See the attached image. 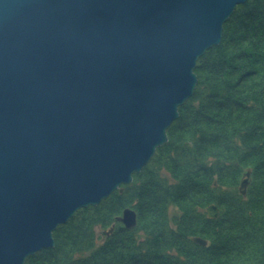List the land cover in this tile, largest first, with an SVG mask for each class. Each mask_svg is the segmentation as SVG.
<instances>
[{
    "label": "water",
    "instance_id": "95a60500",
    "mask_svg": "<svg viewBox=\"0 0 264 264\" xmlns=\"http://www.w3.org/2000/svg\"><path fill=\"white\" fill-rule=\"evenodd\" d=\"M244 1L0 0V264L51 247L77 209L132 180ZM116 220L133 227L136 212Z\"/></svg>",
    "mask_w": 264,
    "mask_h": 264
},
{
    "label": "trees",
    "instance_id": "16d2710c",
    "mask_svg": "<svg viewBox=\"0 0 264 264\" xmlns=\"http://www.w3.org/2000/svg\"><path fill=\"white\" fill-rule=\"evenodd\" d=\"M193 71L196 85L167 127V141L121 191L76 210L53 230L54 245L24 264H233L245 241L262 246L264 0L237 4L220 42L197 58ZM242 165L251 169L245 196L235 187ZM208 203L219 206L216 218L199 211ZM170 206L179 210L168 217ZM124 207L135 210L134 227L115 220ZM112 222L113 232L97 241L95 228ZM192 234L212 246L194 243Z\"/></svg>",
    "mask_w": 264,
    "mask_h": 264
},
{
    "label": "rangeland",
    "instance_id": "374dc122",
    "mask_svg": "<svg viewBox=\"0 0 264 264\" xmlns=\"http://www.w3.org/2000/svg\"><path fill=\"white\" fill-rule=\"evenodd\" d=\"M145 165V164H144ZM143 165V166H144ZM247 170H251L250 169V167H247V166H244V165H242V166H240V168H239V171L237 172V171H235L236 173L234 174V175H238V179H237V181L236 180H234V181H236L237 183H236V189L238 188V192L241 194V195H243V196H245L246 195V192H247V189H245V193L243 194V193H241L240 192V190H239V184H240V181L242 180V178L244 177V174L246 173V171ZM239 182V183H238ZM250 182H251V180H250ZM250 182H249V184H250ZM235 184V183H234ZM249 184H248V187H246V188H248L249 189ZM122 185V184H121ZM238 185V186H237ZM228 188V186L226 187V188H224V189H227ZM209 204V203H208ZM211 204V203H210ZM215 205V204H214ZM207 206H209V205H204L203 207H200V210H201V212L202 213H204L205 214V210H206V212H207ZM216 206V210H217V214L219 213L220 214V210H219V208H218V206L217 205H215ZM125 208V207H124ZM132 208V207H131ZM78 210V209H77ZM123 210V209H122ZM176 210H179V209H177V207H173V206H170L169 207V209H168V217H171L172 216V214H174L175 212H176V214H177V211ZM122 212V211H121ZM121 214V213H120ZM120 214H118V215H120ZM207 214H208V212H207ZM118 215H116V216H118ZM116 216H115V220H116ZM259 216V215H258ZM116 221H118V220H116ZM118 222H120V221H118ZM112 223H114V227H115V222H112ZM111 223V224H112ZM122 223V222H121ZM111 224L109 225V226H106V227H104V228H98V227H96L95 228V235H96V240L97 241H100V240H102L103 239V237H105V236H108V235H110L112 232H113V230H114V228H113V230H112V232H110L109 234H104L103 232L105 231V230H107L110 226H111ZM169 224H170V226H174V224H173V221L172 220H170L169 219ZM122 225H123V223H122ZM124 226V225H123ZM135 226V225H134ZM133 226V227H134ZM125 227V226H124ZM126 228H128V227H126ZM131 228V227H130ZM97 235H100L101 237H97ZM194 235H196V234H192V235H189V236H192V238L193 237H195ZM197 235H199V236H197V237H200V238H202V239H204L203 237H201L202 235H200V234H197ZM53 236V235H52ZM191 239V238H190ZM193 240V239H192ZM205 240V239H204ZM260 243L262 244V246L261 245H259V244H257V243H248L249 245H247L246 244V241H245V243H244V247L243 248H241V251H240V255H239V257H238V259H237V261L238 262H235V263H233V264H239V263H241V264H244V261H245V259H246V257H247V259H248V257H253V258H256V260L257 261H261V262H263L264 261V238H262V237H260ZM195 241V240H194ZM196 242V241H195ZM205 242H206V240H205ZM204 242V243H205ZM199 243V242H198ZM199 244H202V243H199ZM247 246H249V247H247ZM243 252H244V255H243ZM246 259V261H245V263L246 262H248V260ZM226 260V258L224 257V259H223V261H225ZM229 261H230V259H229ZM221 261H220V259L218 260V263H220ZM227 263H229V262H227ZM229 264H232L231 262L229 263Z\"/></svg>",
    "mask_w": 264,
    "mask_h": 264
},
{
    "label": "flooded vegetation",
    "instance_id": "af4514ba",
    "mask_svg": "<svg viewBox=\"0 0 264 264\" xmlns=\"http://www.w3.org/2000/svg\"><path fill=\"white\" fill-rule=\"evenodd\" d=\"M249 182H250V178H249ZM249 182H248V184H249ZM239 183V182H238ZM238 186V185H237ZM247 187H248V185H247ZM247 189V188H246ZM237 190H238V188H237ZM246 194H247V192H246ZM211 204H214V203H211ZM207 205H210V203L209 204H207ZM216 205V204H215ZM218 206V205H217ZM218 208H219V206H218ZM262 210V213H264V207L261 209ZM199 211L201 212V210L199 209ZM204 214V213H203ZM205 216H206V218H216L218 215H219V213L217 214V216H209L208 214H207V212H206V210H205V214H204ZM259 215H261V214H259ZM263 215V214H262ZM259 220H263L264 221V217H261V219H259ZM210 230H211V228H210ZM194 236H199V235H194ZM201 237H203L205 240H206V242L204 243V244H199L198 242H195L194 241V239L192 238V236H190V238H191V240L194 242V243H196V244H199V245H202V246H212L211 245V241L208 239V238H206V237H204L203 235L201 236ZM195 248L197 249V246H195ZM179 253L181 254L180 256L182 257V256H184V254L185 253H187V251H185V250H181V251H179ZM248 263H255V264H264V261L263 262H259V261H254V260H251V261H248V262H246V263H244V264H248Z\"/></svg>",
    "mask_w": 264,
    "mask_h": 264
},
{
    "label": "bare ground",
    "instance_id": "6f19581e",
    "mask_svg": "<svg viewBox=\"0 0 264 264\" xmlns=\"http://www.w3.org/2000/svg\"><path fill=\"white\" fill-rule=\"evenodd\" d=\"M231 15V14H230ZM229 15V16H230ZM223 30V29H222ZM197 82V81H196ZM246 172H249V174L247 175L246 173L244 174V177L242 178V179H244V178H247L248 179V182H249V178H250V175H251V170H247ZM134 173V172H133ZM133 173H132V175H133ZM241 182V181H240ZM247 185H248V183H247ZM247 185H246V187H247ZM121 186V185H120ZM246 187H245V189H246ZM54 245V244H53ZM52 245V246H53ZM51 246V247H52ZM46 248V247H45Z\"/></svg>",
    "mask_w": 264,
    "mask_h": 264
}]
</instances>
